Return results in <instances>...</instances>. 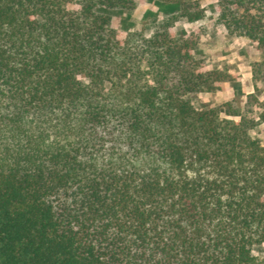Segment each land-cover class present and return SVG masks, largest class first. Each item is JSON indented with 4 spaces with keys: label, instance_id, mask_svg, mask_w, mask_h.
<instances>
[{
    "label": "trees",
    "instance_id": "trees-1",
    "mask_svg": "<svg viewBox=\"0 0 264 264\" xmlns=\"http://www.w3.org/2000/svg\"><path fill=\"white\" fill-rule=\"evenodd\" d=\"M137 1L0 0V264H264V56L242 105L196 107L239 79L171 29L205 8L162 0L148 36L95 10ZM214 21L264 48V0Z\"/></svg>",
    "mask_w": 264,
    "mask_h": 264
},
{
    "label": "rangeland",
    "instance_id": "rangeland-1",
    "mask_svg": "<svg viewBox=\"0 0 264 264\" xmlns=\"http://www.w3.org/2000/svg\"><path fill=\"white\" fill-rule=\"evenodd\" d=\"M200 4L205 8V18L193 23H188L182 20L176 21L172 26V31L175 34H182L186 35L193 29H198L200 31L198 42L206 41L209 37H205L204 32V22L212 20V28L216 29L217 25L214 21L215 12H213V5H216V0H198ZM70 7L75 8L76 4L72 3ZM178 9V4L175 2H165L162 0H138L136 2V7L131 13H127L118 8H108L105 6L98 5L95 7V10L99 13L108 14L111 16V26L116 29L120 34H124L127 29L132 28H142L145 35L148 36L151 33L153 24L155 21L159 20L162 16L167 15L171 12H175ZM211 28V29H212ZM226 38H231L227 36L225 32ZM244 39V38H243ZM253 42H249L245 39V44H249ZM198 46V43H197ZM197 51V50H196ZM251 53V51H250ZM262 53H258L257 56H262ZM196 56L199 57L196 53ZM204 60L206 66H208L209 60L205 59L204 57H199ZM259 59V58H258ZM252 61V60H251ZM250 62V61H249ZM222 69V68H220ZM233 72V71H229ZM236 73V72H235ZM238 74V73H237ZM239 75V74H238ZM240 78V76H239ZM239 80V79H238ZM247 83V81H246ZM252 83V81H251ZM250 83V84H251ZM223 86V84H222ZM225 88L222 87L221 90L210 92V93H197L191 94L190 99L194 106L196 107H207V106H216L220 105L221 103L230 100L234 94L239 97V104L242 105L244 98L241 97V92L234 93L230 98L224 92ZM251 92L253 91L250 88ZM258 100L262 102L264 107V81H260L257 83V91H256ZM221 116H224L223 113H220ZM256 116V110L253 114ZM237 119V117H232ZM252 134H255L261 139V143L264 144V124L257 125L253 130H251ZM261 259H264V248L260 251L255 252Z\"/></svg>",
    "mask_w": 264,
    "mask_h": 264
},
{
    "label": "crops",
    "instance_id": "crops-1",
    "mask_svg": "<svg viewBox=\"0 0 264 264\" xmlns=\"http://www.w3.org/2000/svg\"><path fill=\"white\" fill-rule=\"evenodd\" d=\"M213 12H215V5H213ZM211 21L204 22L205 32L203 35L208 36L209 39L198 42L196 53L199 57L209 60L208 66L211 68H222L238 73L239 80L224 82L222 87L225 88L224 92L228 96L227 98H230L235 92H241V97H245L246 93L251 92L250 88L253 90L249 61L260 58L257 56L258 53H262L264 56V48H257L255 43L245 44L243 38H226L224 27L217 25V28L214 29Z\"/></svg>",
    "mask_w": 264,
    "mask_h": 264
}]
</instances>
